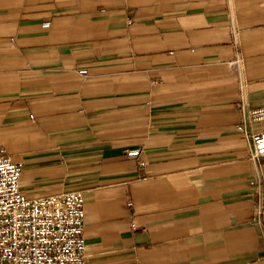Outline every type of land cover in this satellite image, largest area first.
Here are the masks:
<instances>
[{
	"label": "crops",
	"instance_id": "obj_1",
	"mask_svg": "<svg viewBox=\"0 0 264 264\" xmlns=\"http://www.w3.org/2000/svg\"><path fill=\"white\" fill-rule=\"evenodd\" d=\"M260 108L264 0H0V154L84 192L86 264H264Z\"/></svg>",
	"mask_w": 264,
	"mask_h": 264
},
{
	"label": "built area",
	"instance_id": "obj_2",
	"mask_svg": "<svg viewBox=\"0 0 264 264\" xmlns=\"http://www.w3.org/2000/svg\"><path fill=\"white\" fill-rule=\"evenodd\" d=\"M244 115L238 129L257 160L264 157V132H250L249 123L264 121V108ZM23 173L22 162L0 154V264H86L84 192L31 198L21 188ZM252 184L264 195V180Z\"/></svg>",
	"mask_w": 264,
	"mask_h": 264
}]
</instances>
